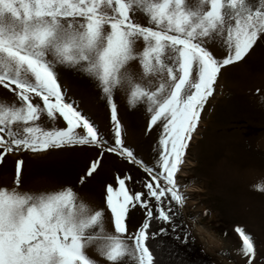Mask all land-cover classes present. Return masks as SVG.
<instances>
[{
	"label": "snow or ice",
	"instance_id": "6c2138e0",
	"mask_svg": "<svg viewBox=\"0 0 264 264\" xmlns=\"http://www.w3.org/2000/svg\"><path fill=\"white\" fill-rule=\"evenodd\" d=\"M261 38L264 0L194 5L188 0H0V89L11 96L10 102L0 100V164L9 154L91 146L100 151L81 184L106 154L126 159L147 176L136 182L146 191L133 192L126 184L133 178L117 175L116 187L106 185V209H99L72 187L20 190L24 161L18 159L14 186L0 187V264H102L89 250L107 264H122L125 257V264H162L165 255H175L156 240L167 229L150 232L151 221L171 223V202L183 205L176 176L221 70L242 61ZM217 43L222 56L212 49ZM58 66L78 68L98 81L110 107L111 140L68 98ZM117 89L128 93L131 106L147 103L149 131L159 123L152 165L124 142ZM45 117L51 128L42 122ZM58 119L64 127L56 126ZM253 188L264 192V181ZM137 205L146 209V219L125 239L129 211ZM106 210L114 232L105 227ZM235 230L240 252L253 257L252 237L241 227Z\"/></svg>",
	"mask_w": 264,
	"mask_h": 264
},
{
	"label": "rangeland",
	"instance_id": "374dc122",
	"mask_svg": "<svg viewBox=\"0 0 264 264\" xmlns=\"http://www.w3.org/2000/svg\"><path fill=\"white\" fill-rule=\"evenodd\" d=\"M196 2L188 0L190 5ZM212 49L218 56L224 54L218 43ZM58 73L68 98L95 122L105 138L111 140L110 107L98 87V81L78 68L58 66ZM215 88L186 150L185 163L176 176L179 190L185 197L183 205L174 201L171 204L182 214L193 243L213 258V264H248L249 260L251 264H264V192L253 188V185L264 181V151L258 144L264 138V101L261 100L264 96V38L257 41L242 61L221 70ZM0 93V100L11 101L5 90L0 89ZM128 99L127 92L115 91L114 102L124 130V142L138 159L152 165L157 159L154 148L159 147V123L149 131L151 113L147 110V103L141 101L131 106ZM42 122L47 128L53 126L46 117ZM56 126H65L62 119L56 121ZM99 151L91 146H77L39 154H9L0 164V187L14 186L16 161L22 159V191L40 193L72 187L80 199L99 209H106V185L116 187L117 175L133 178L126 181L133 192L146 191L136 183L146 179V173L114 154H106L98 171L81 184V176L85 175L90 162L97 159ZM187 162L191 164L187 165ZM166 201H170V196ZM149 204L153 206L154 215V199H150ZM145 214L146 209L139 205L130 209L125 239L142 225ZM198 215L199 222L210 228L221 243L213 253L206 249L194 230V220ZM109 217L110 212L106 210L105 227L114 232ZM237 227L252 237L253 257L240 252L242 240L235 230ZM90 254L100 259L102 264H107L95 252L90 251ZM125 261H128L127 257L122 264Z\"/></svg>",
	"mask_w": 264,
	"mask_h": 264
},
{
	"label": "trees",
	"instance_id": "16d2710c",
	"mask_svg": "<svg viewBox=\"0 0 264 264\" xmlns=\"http://www.w3.org/2000/svg\"><path fill=\"white\" fill-rule=\"evenodd\" d=\"M168 206V201L165 200L166 209ZM170 207L172 208L169 213L172 217L171 223L153 219L149 229L150 232H157L161 228L167 229V234L157 236L156 240L165 241V247L176 253L171 257L165 255L162 264H213V258L206 254L196 243H193L192 235L179 209L173 204H170ZM156 215L155 211L154 217ZM174 227L175 231H173ZM185 237H187L186 241ZM149 243H154V241Z\"/></svg>",
	"mask_w": 264,
	"mask_h": 264
},
{
	"label": "bare ground",
	"instance_id": "6f19581e",
	"mask_svg": "<svg viewBox=\"0 0 264 264\" xmlns=\"http://www.w3.org/2000/svg\"><path fill=\"white\" fill-rule=\"evenodd\" d=\"M119 91L122 94L123 90L119 89ZM94 101H97V99L95 98ZM98 102H100V101H98ZM190 164H191L190 162H187V165H190ZM193 188H191V189L193 190ZM194 230H195L197 236L203 241V243H204V245L208 251L213 253V249H219L221 247V243H220L219 239L217 238L216 234L210 228L206 227L205 225H203L199 222V215L196 216V218L194 220Z\"/></svg>",
	"mask_w": 264,
	"mask_h": 264
},
{
	"label": "crops",
	"instance_id": "0c3cea01",
	"mask_svg": "<svg viewBox=\"0 0 264 264\" xmlns=\"http://www.w3.org/2000/svg\"><path fill=\"white\" fill-rule=\"evenodd\" d=\"M258 144H259L260 150H263L264 151V138L261 139Z\"/></svg>",
	"mask_w": 264,
	"mask_h": 264
}]
</instances>
